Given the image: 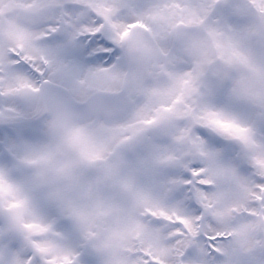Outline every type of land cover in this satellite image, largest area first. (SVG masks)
<instances>
[{
    "label": "rangeland",
    "instance_id": "374dc122",
    "mask_svg": "<svg viewBox=\"0 0 264 264\" xmlns=\"http://www.w3.org/2000/svg\"><path fill=\"white\" fill-rule=\"evenodd\" d=\"M263 165L264 0H0V264H264Z\"/></svg>",
    "mask_w": 264,
    "mask_h": 264
},
{
    "label": "bare ground",
    "instance_id": "6f19581e",
    "mask_svg": "<svg viewBox=\"0 0 264 264\" xmlns=\"http://www.w3.org/2000/svg\"><path fill=\"white\" fill-rule=\"evenodd\" d=\"M263 167H264V165H263ZM182 243H185V241H180V239L177 241V244H182Z\"/></svg>",
    "mask_w": 264,
    "mask_h": 264
},
{
    "label": "flooded vegetation",
    "instance_id": "af4514ba",
    "mask_svg": "<svg viewBox=\"0 0 264 264\" xmlns=\"http://www.w3.org/2000/svg\"><path fill=\"white\" fill-rule=\"evenodd\" d=\"M78 125V124H77ZM76 126V125H75ZM62 135L64 134V133H61Z\"/></svg>",
    "mask_w": 264,
    "mask_h": 264
}]
</instances>
